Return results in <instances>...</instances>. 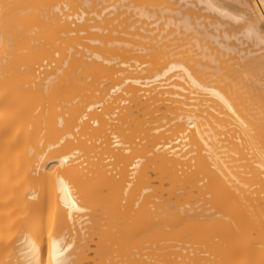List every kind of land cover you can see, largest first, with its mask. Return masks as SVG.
I'll use <instances>...</instances> for the list:
<instances>
[{"label":"bare ground","instance_id":"6f19581e","mask_svg":"<svg viewBox=\"0 0 264 264\" xmlns=\"http://www.w3.org/2000/svg\"><path fill=\"white\" fill-rule=\"evenodd\" d=\"M0 264H264V0H0Z\"/></svg>","mask_w":264,"mask_h":264}]
</instances>
